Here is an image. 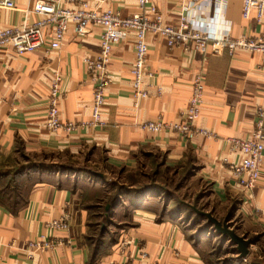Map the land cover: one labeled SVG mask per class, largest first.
Instances as JSON below:
<instances>
[{
	"label": "crops",
	"instance_id": "crops-1",
	"mask_svg": "<svg viewBox=\"0 0 264 264\" xmlns=\"http://www.w3.org/2000/svg\"><path fill=\"white\" fill-rule=\"evenodd\" d=\"M28 1L18 0V10L0 9V29L35 21L37 15L26 17L21 10ZM152 1L170 24L178 23L183 13L207 19L216 12L215 0ZM224 2L217 20L220 29L230 27L233 37L264 35V18L260 22L255 10L244 19L242 0ZM65 3L72 6L74 0ZM137 3L105 0L102 8L112 7L128 16L138 11ZM149 16L155 18L154 13ZM46 32L52 34L49 28ZM100 32L99 26L91 25L87 36L77 37L70 27L60 49L51 53L45 49L23 54L12 48L0 49V156L9 155L19 143L29 153L80 156L85 161L92 160V151L101 150L106 163L115 169H146L150 158L159 152L165 157L163 165L193 168V176L183 187L196 189L207 184L211 188L212 200L205 211L231 224L230 211L235 209L233 214L242 218L241 235L251 238L263 233L264 215L258 208L264 209V162L260 180L249 194L231 168V163H240L244 155L231 151L228 145L230 139L246 138L253 132L256 109L264 106L263 56L246 49L231 53L222 41H212L198 50L170 46L165 37L151 34L147 57L150 75L144 85L148 95L136 100L131 94L135 40L130 35L115 47L108 63L112 81L105 90V125L52 133L45 122L55 73L63 78V94L58 101L61 120L82 123L91 119L94 85L87 76L84 58L98 53ZM201 71L206 76V87L195 126L214 134L184 141L178 134H156L145 128V123L157 118L179 119L189 105L193 82ZM93 171L108 176L106 169ZM52 177L54 180L36 182L28 201L17 211L0 204V259L7 264H207L200 252L202 246L179 224L177 217L184 212L173 215V196L169 201L163 194L124 198L118 206L131 210V226L120 229L113 238L106 233L103 242L95 244L85 234L90 226L88 210L77 208L84 187L81 181L64 184L57 172ZM163 209L168 214L164 218ZM66 213L71 217L69 229L52 233L48 222ZM217 236L236 250L230 239ZM44 239L54 246L48 250L31 247V242Z\"/></svg>",
	"mask_w": 264,
	"mask_h": 264
},
{
	"label": "built area",
	"instance_id": "built-area-1",
	"mask_svg": "<svg viewBox=\"0 0 264 264\" xmlns=\"http://www.w3.org/2000/svg\"><path fill=\"white\" fill-rule=\"evenodd\" d=\"M31 1V2H29ZM21 10L27 17L29 14L37 15L35 21H25L22 25H15L0 29V49L12 48L18 53H26L45 49L51 53L61 47L66 31L72 27L77 37H85L91 32V25L100 27V49L95 56H86L84 65L89 80L93 83V102L91 119L88 122L76 123L63 121L60 118L58 101L62 97L63 78L55 73V78L49 87L48 114L45 126L52 132L59 130L74 132L80 128H95L105 125L104 111L106 107L105 90L112 81L108 72V63L113 56L116 46L133 35L135 40V62L131 68L133 76L131 94L136 99L148 95L144 88L145 78L150 75L147 68L149 52V35L156 34L165 37L170 46H185L191 50L204 49L212 41L225 42L230 52L236 49H246L260 53L264 59V35L249 37L242 35L233 37L230 27L220 29L218 23L219 11L224 7V0H215L216 12L207 19L194 17L183 13L176 24L167 23L157 11L152 0H138V11L123 16L121 11L112 7L103 9L105 0H74L72 6L66 5V0H29ZM227 1V0H225ZM244 19L256 11L261 22L264 18V0H242ZM0 9L18 10V0H0ZM149 13H154L151 18ZM52 30V34L46 29ZM133 32V34H131ZM264 71V62L261 65ZM206 76L199 72L193 82L192 96L189 105L177 120L167 121L157 118L144 124L145 128L156 134L175 133L184 141H190L196 135L211 136L214 133L208 129L195 126L200 116L204 100ZM255 127L246 138L230 139L228 145L231 151L243 154L241 162L231 163L238 183L249 194L260 180L261 167L264 162V106L256 109ZM264 215V209L258 208ZM71 217L62 215L53 219L47 226L52 233L57 230H68ZM31 247L48 250L54 246L51 240L44 239L31 242ZM0 264H7L0 259Z\"/></svg>",
	"mask_w": 264,
	"mask_h": 264
},
{
	"label": "rangeland",
	"instance_id": "rangeland-1",
	"mask_svg": "<svg viewBox=\"0 0 264 264\" xmlns=\"http://www.w3.org/2000/svg\"><path fill=\"white\" fill-rule=\"evenodd\" d=\"M92 153L93 157L90 161H85L82 157L79 158L80 156L61 155L58 157L57 155L34 154L26 151H17L8 156L6 153L5 156H0V164H2L0 176H4L0 180V192H2L0 195L9 192V188H5L9 185L15 186L17 194L26 197L24 194L27 193L28 187L33 182L39 178L54 180L52 176L56 172L64 184L73 185L76 179H79L80 184L84 187L77 208L87 209L88 207L87 223H90L85 234L89 235L92 241L100 244L106 233H109L107 237L113 238L117 236L120 229L131 226V210L126 208L121 210L118 202L120 204L127 197L128 199L129 197L131 199L139 198L138 194L142 192L135 190H142L143 186H146L148 190L152 188L150 194H163L167 201L172 198L170 196H173L174 200L171 201V207H175L176 202L186 201L184 202L185 205L188 203L193 204L192 206L199 204L207 208L210 199L212 200L210 198L211 188L207 184H202L196 189L183 187L186 180L194 174L190 165L185 167L180 165L177 169L163 165L165 157L162 153H154L153 157L150 158L149 167L147 166L146 169L142 167L138 169H126L125 167L115 169L106 163L101 150L92 151ZM46 169H50L49 172L53 175L50 176ZM92 169L103 171L106 169L108 176L101 178L93 175L90 172ZM17 171L21 172L20 176L14 175ZM90 181L97 183V186L94 187L89 184ZM112 197H119L120 200H117L114 205L107 206L108 211L105 213V219L104 216H99L102 213L98 209V204L105 207ZM234 210L230 211V215L233 216L231 224L239 233L240 227L243 225L242 218L239 215H234ZM173 215L178 216L176 213ZM180 216L177 217L180 220L179 224L192 233L196 244L202 246L200 252L204 259L213 261L215 264H264V232L258 235H250L255 243L250 247L249 255L236 261L240 257L238 254H234V246L224 243L222 238L217 236L218 233L214 227L207 228V220H203L191 210H187L184 215ZM102 231H104L103 234H101Z\"/></svg>",
	"mask_w": 264,
	"mask_h": 264
},
{
	"label": "trees",
	"instance_id": "trees-1",
	"mask_svg": "<svg viewBox=\"0 0 264 264\" xmlns=\"http://www.w3.org/2000/svg\"><path fill=\"white\" fill-rule=\"evenodd\" d=\"M20 145L18 146V148L16 149V150H14L13 152H11L9 155H12L14 152H25V150L23 149V147L21 146V143H19ZM8 155V156H9ZM7 156V157H8ZM0 166H2V164H0ZM50 170V169H49ZM49 170H47L46 169V171L50 174V176L51 175H53V174H51L50 172H49ZM6 175H9L8 173H6ZM15 176H20L21 175V172L20 171H17V172H15V174H14ZM2 177H4V176H0V180H1V178ZM42 180H44V179H42V178H39L38 180H36L35 182H33V184L32 185H30L29 187H28V191H27V193L26 194H24V195H26V197L25 196H22V195H20V194H17V191H16V189H15V186H13V187H11V186H9L8 185V187H5V188H9V192H6V194L5 195H0V204L2 205V206H4L5 208H7V209H11L12 211H17V209L18 208H20L21 206H23L27 201H28V193H29V191L33 188V186H34V184L36 183V182H39V181H42ZM94 187H96L97 186V183H93L92 184ZM150 188V187H149ZM3 190V189H2ZM1 191V190H0ZM136 192H142L141 194H138V197H143L144 195H146V194H148V192H149V194L150 193H152V188L150 189V190H148V188L146 187V186H143L142 187V190H135ZM1 194H2V192H0ZM119 197H112L111 198V200L109 201V202H107L106 203V206L104 207L103 205H100V204H98V209H100V213H102L101 215H99V216H104V218L106 219V212L108 211L107 210V206L108 205H114V203L115 202H117V200H120V199H118ZM12 201V202H11ZM184 202H186V201H183L182 203L184 204ZM177 204H175V207H173V209H171L172 210V213H176V215H178V213H180V212H186L187 210L189 211V210H191L193 213H195V215H197V216H200L203 220H207L205 217H203V216H201V215H199V214H197L196 213V211L190 206V205H183L180 201L179 202H176ZM181 203V204H180ZM118 204H119V202H118ZM195 206L198 208V209H200V210H205L206 209V207H202V206H200L199 204H195ZM87 210H88V207H87ZM104 214V215H103ZM161 215H162V217L164 218L165 216H167L168 214H167V210L166 209H163V211L161 212ZM206 227L207 228H211V227H214L213 225H209L208 224V222L206 221ZM103 232L104 231H102V233L101 234H103ZM103 241H101V243H102ZM94 243L95 244H100V243H96L95 241H94ZM198 244V243H197ZM234 254H238L237 252H236V250H235V252H234ZM239 260H242L241 258L239 259V258H237L236 259V261H239ZM206 262H207V264H215L213 261H210V260H206Z\"/></svg>",
	"mask_w": 264,
	"mask_h": 264
},
{
	"label": "water",
	"instance_id": "water-1",
	"mask_svg": "<svg viewBox=\"0 0 264 264\" xmlns=\"http://www.w3.org/2000/svg\"><path fill=\"white\" fill-rule=\"evenodd\" d=\"M93 175L103 177V174L97 171H90ZM197 214L205 217L209 225H213L215 230L219 235L230 239L231 243L236 246V252L238 257L245 258L250 253V247L255 243V241L245 235L238 233L237 229L233 228L232 225L226 220L218 219L213 212L200 210L196 206H192Z\"/></svg>",
	"mask_w": 264,
	"mask_h": 264
}]
</instances>
